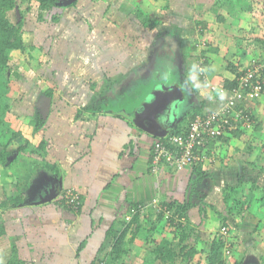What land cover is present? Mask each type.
Masks as SVG:
<instances>
[{"label":"rangeland","instance_id":"obj_1","mask_svg":"<svg viewBox=\"0 0 264 264\" xmlns=\"http://www.w3.org/2000/svg\"><path fill=\"white\" fill-rule=\"evenodd\" d=\"M203 1L211 2L206 13L218 18L220 14L217 12L218 1ZM60 2L62 5L49 13L44 22L37 19L40 12L35 3L30 6V12H27V4L22 5L25 13L22 26L25 50L10 53L8 69L0 76V101L5 106L2 126L4 139L11 142L15 132L23 134L10 145L11 150H16V154L8 160L11 167L7 170L0 167V196L17 194L18 190L16 191L15 187L17 185L22 187V193H26L24 198L28 200L23 207L0 209L1 218L8 230V234L0 239V261L3 264L11 259L14 247L21 257V253L27 251L24 244L29 246L40 244L38 239L19 238L22 235L18 231L20 227H30L29 230L40 232L39 226L33 228V225L43 224L41 217L38 216L40 213L33 216L30 210L35 205L53 206V200L41 204L51 191H46L45 196V190L40 192L42 178L48 174L43 164L48 160L63 161V158H60L63 156L61 155L63 148L68 149L71 155L68 156L71 159L68 162L63 161V164L71 166L72 159L87 158L89 139L80 134L95 132V114H101L103 111L106 115L114 112L124 114L122 107L125 106L127 99L125 98L126 101L122 103L119 98L124 91L122 84L124 79L128 81L126 87H133V83L137 81L139 83L145 81V84L141 83L134 89V92L142 93L161 79L150 78L151 73L157 75L159 70L160 76L172 79L173 74L168 70L169 63L172 67L174 61H178V66L181 64L188 66L191 60L195 63L193 67L197 69V61L205 53L203 35L206 32L202 26L191 23L192 19L188 18L194 11L202 12L204 9L190 10L188 6L193 5L188 4L189 2L193 4L195 0H73L72 3L71 0H60ZM175 4L177 6L172 9ZM18 10L16 8L10 13L11 21L15 24L19 22ZM258 15L264 19V11ZM53 16H59L61 21L54 23ZM177 17L180 18V23L181 20L186 22L187 25L182 26L183 29L178 27ZM213 17L212 20L215 19ZM207 18L209 19V16L205 19ZM212 25L217 26L216 23ZM161 41L167 44V47L164 45L163 48H157ZM193 47L197 49L190 50ZM141 51L143 55L138 57ZM154 57L156 60L153 63ZM152 63L155 64L154 70H151ZM147 71L148 75L144 76ZM111 86H115L114 90H110L112 92L109 91ZM184 99L183 104L189 107L192 104L191 95L190 100L185 97ZM39 119L46 120L43 126L44 136L53 144L46 160L44 156L42 158L40 154L35 153L37 141L40 139L35 135ZM27 139L29 147L19 154L18 148ZM57 153L59 157L53 158ZM257 160L264 163V145L261 155L255 161ZM260 176L261 178L255 176L252 178V175L248 174L245 181L250 183L256 179L255 181L264 187V176L261 174ZM205 181L207 185L195 186L192 189L193 200H190L194 210L189 218L196 222V228L188 230L192 232L189 243L195 244L198 243L197 240L204 239L211 246L215 236L222 234L223 214H227L231 208L232 217L227 220L228 234L222 235L225 236L223 241H228L227 246L233 247L226 264H237L236 260L239 263L244 262L243 264L247 262L263 264V191H253L248 187L241 189L243 186L241 184L232 185L234 187L231 195L234 197L232 203L227 205L222 199V190L215 193L217 186L208 180ZM30 182L31 185L28 186ZM197 188L204 190L201 193ZM235 188L241 189L239 191L241 194H234ZM203 196L205 197L202 198ZM207 198L209 201L204 202ZM33 200H36V204ZM145 214L140 216L141 220L148 219L147 216L144 217ZM148 214L152 223H156V218L151 213ZM76 222L77 219L71 221L70 225L76 227ZM144 254L146 258H143V262L149 263L150 253L144 251ZM25 262L31 264L33 260Z\"/></svg>","mask_w":264,"mask_h":264},{"label":"crops","instance_id":"obj_2","mask_svg":"<svg viewBox=\"0 0 264 264\" xmlns=\"http://www.w3.org/2000/svg\"><path fill=\"white\" fill-rule=\"evenodd\" d=\"M216 1L219 3H217L219 8L217 12H220L218 18L211 16V13H206L211 2L195 0L193 4L190 2L188 4L193 5V7L188 6L190 10L193 9L192 11L204 8L202 12L194 11L193 14L187 12L191 13L188 16L192 19L191 23H197L206 32L203 39L208 63L206 67L204 66L203 74L196 71V67H193L195 63L189 61L188 58L186 59L187 62L189 61L188 66L187 64L178 66V61H172V67L169 63L168 70L173 74L172 79L165 81V76H160L159 70H157V75L151 73L150 78L160 77L161 79L142 93L134 92V89L141 83L145 84V81H140L141 83L137 81L133 83V87H126L125 84L128 81L124 79L122 82L124 91L119 95L122 103L126 101L125 98L127 99L125 106L122 107L124 114L114 112L106 115L104 111L101 114H95V132L80 134L89 139L87 158L72 159L71 166L63 164V161L68 162L71 159V157L68 158L70 155L68 149L63 148L61 152L63 156L60 157L63 161L48 160L59 166L62 175L60 178L50 173L45 175L42 178V185L39 186L40 192L54 189L59 194L63 188H73L81 194L83 210L79 215L61 210L54 204L58 197L52 201L53 206H43L44 208L33 206L30 212L33 216L40 213L38 216L43 221V224L33 225V228L39 226L40 232L37 230L33 232V229H28L30 227H20L18 232L22 236L19 238L38 239L40 244L29 246L21 241L27 247L26 253H21V259L33 260L31 264H96V262L102 264L107 260L113 248V241L107 237L108 231L117 224L121 217L126 215L130 206L145 202L147 210L144 217L147 216L148 219L145 220L135 240L129 242V247L132 254L142 263H144L143 258H146L144 251L150 253L148 261L151 262L153 261L152 251L149 250L147 238L152 221L148 213H151L154 218L157 217V211L151 204L152 200L157 199L159 202L161 200L169 203L193 200L192 189L195 186L207 185L205 180L217 186L215 193H218L219 190L223 191L240 182L247 183L245 179L248 174H251L252 178L254 176L261 178L260 173L255 171L254 164L262 163L258 160L256 162L255 159L261 155L264 145V94L257 100L247 99L246 107L251 113L252 128H247L241 122L218 139L208 142L205 151L212 159L210 163L192 167L180 173L168 168H163L158 175L150 171L149 160L155 139L167 137L175 133L173 131L177 128H187L189 125L187 115L199 105H204L206 111L219 110L233 96L231 91L225 89L221 99L217 91L208 87V83L223 88L225 80H234L235 72L241 73L253 60L264 61V19L257 14L259 11L255 14H239L233 0ZM175 6L177 4L173 5L172 9ZM257 7L260 8V5ZM208 16L209 19H205ZM212 17L215 19L212 20ZM177 19L178 27L183 29L182 26L187 25L186 22L181 20L180 23V18L177 17ZM214 23L217 26H213ZM161 43L162 41L158 43L161 48L164 45L167 47V44ZM158 44L157 48L160 47ZM142 55L141 51L138 57ZM151 68L154 70V64ZM146 75L148 71L144 74ZM122 76L126 78L125 75ZM164 85L167 87L178 85L183 96L186 94L185 98L190 100L191 95L192 104L187 107L183 104L184 98L174 105L171 104L169 114L161 118L163 130L155 132L159 135L156 136L138 127L133 116L151 92ZM114 89L115 86L109 87V91ZM58 157L59 153L53 158ZM262 164L264 166V163ZM198 169L204 173L200 180L196 173ZM261 175L264 176V173ZM203 190L199 188L197 191L202 193ZM214 195L217 196V194ZM35 201L34 204H36ZM208 201L209 198L204 202ZM193 210L194 208L189 212V217ZM223 215L228 217L227 220L232 217L231 214L228 215V212ZM76 219V227L71 226L70 222ZM195 223L193 220L192 228H196ZM121 228L120 224L116 227L117 230ZM197 241L195 246L198 250H206L210 246V243L204 239L201 240L203 242ZM83 244L85 246L80 249ZM246 264L253 263L247 262Z\"/></svg>","mask_w":264,"mask_h":264},{"label":"trees","instance_id":"obj_3","mask_svg":"<svg viewBox=\"0 0 264 264\" xmlns=\"http://www.w3.org/2000/svg\"><path fill=\"white\" fill-rule=\"evenodd\" d=\"M108 1V0H103ZM235 2L236 10L241 13H251L260 14L264 11V0H233ZM35 3L39 8L38 21L44 22L46 21V16L49 15L55 8H58L61 4L60 0H0V76L1 73L5 72L8 69L10 63V53L15 50H25L24 40L22 36V26L25 21V13L22 10V5L27 4V12L31 11V5ZM260 5V8L257 6ZM18 8V20L17 24L13 23L10 18V13L13 10ZM259 9V10H257ZM54 23H59L61 18L59 16H53L52 18ZM196 47H193L190 50H196ZM204 60V66H207V57L206 54L203 53L201 58L198 59L197 64ZM228 68V67H227ZM198 71V70H196ZM233 72V71H232ZM242 72H235L234 80H225L223 82V88L227 91H235L239 87L238 79L242 75ZM202 76V75H201ZM5 111V106L0 101V167L5 168L7 170L11 167V163L8 160L16 154V150H11L10 145L17 141L23 134L15 132L12 137L11 142H7L3 136V115ZM206 110H204V105H199L193 112H190L187 115V122L195 120L198 116L205 115ZM93 118L94 116L91 115ZM46 120L39 119L37 124V129L35 132L36 137H39V141H37L35 153L40 154L42 158L45 157L47 159V155L51 151L52 142L48 140L44 136L43 126L45 125ZM187 131V128H177L175 133L168 135L167 137L161 139H155L156 142H167L171 135H179ZM155 142V143H156ZM155 145V144H154ZM27 147H29V140L27 139L22 142L19 149V154L24 152ZM206 153V151H205ZM44 156V157H43ZM154 160V146L151 152L150 157V168L151 164ZM43 168L47 173L56 175L57 177H61V169L57 164H52L49 161L43 164ZM255 171L260 174L264 173V166L262 163L254 164ZM187 170V169H186ZM151 171V169H150ZM198 179H202L204 173H201V170H197ZM243 189L244 187H248L251 190H260L263 191L264 197V187L260 182H250L243 184L240 182ZM31 185L28 184V186ZM17 187L16 191L18 193L15 195L0 196V209L9 210L11 208L23 207L28 201L24 198L26 195L25 192L22 193L20 186ZM234 187V186H233ZM232 186H229L225 190L222 191L223 201L227 205H230L233 201V195H231ZM239 188L234 189V194H238L241 190ZM72 192L76 196V202L71 203L68 200V193ZM241 194V193H239ZM237 197V196H236ZM238 198V197H237ZM56 201V202H55ZM54 204L57 205L63 211H69L73 214L79 215L83 210V202L81 194L75 190L71 189H62L58 194L57 200H55ZM160 208L156 213V223H151V229L149 231V235L147 238V244L150 246L149 250L152 252L153 261L144 262L143 264H226L228 260V256L232 252V246L228 247V241H223V234H219L215 236V240L209 246V250H198L195 244H190L189 239L191 236V231L188 230L192 228V221L189 218V212L193 208L192 200H184L183 202H163L160 200ZM145 202H141L138 204H134L130 206L129 209L138 208L139 206H143ZM167 212H171V214H167ZM232 213L231 208L228 209V215ZM142 214H136L130 222L125 220V216L118 220L117 224L113 225V227L108 231L107 237L113 241V248L110 254L108 255L107 260H105L102 264H142L141 260L137 258L134 254H132L131 249L129 247V242L134 241L135 237L139 233L142 228L145 219L141 220L140 216ZM227 216L223 217L222 226L228 229L227 225ZM120 224L122 228L117 230V225ZM193 229V228H192ZM8 234L7 226L5 221L1 218L0 215V239L5 237ZM228 234V233H227ZM226 234V235H227ZM217 235V234H216ZM134 239V240H133ZM85 246L83 244L80 249ZM264 261V259L262 258ZM229 261V260H228ZM237 264H242V262H237ZM0 264H3L0 261ZM5 264H27L24 260H22L19 255L16 247L13 249V254L11 259L7 261Z\"/></svg>","mask_w":264,"mask_h":264},{"label":"built area","instance_id":"obj_4","mask_svg":"<svg viewBox=\"0 0 264 264\" xmlns=\"http://www.w3.org/2000/svg\"><path fill=\"white\" fill-rule=\"evenodd\" d=\"M197 70L204 73L203 59L197 64ZM238 83V89L231 91L233 96L221 109L206 111L205 115L198 116L189 123L186 132L171 135L167 142L155 143L154 160L150 168L153 174L158 175L163 168L180 173L186 169L210 163L212 159L205 153L210 140L218 139L241 122L247 128H252L253 120L246 107L247 99L257 100L264 94V61L253 60L247 68L243 69ZM207 85L213 91L220 89L225 92L224 88H218L210 83ZM67 198L71 203H75L77 199L72 192L68 193ZM151 204L158 212L160 202L154 199ZM146 210L145 205L129 209L125 220L130 222L136 214L143 215ZM167 214H171V212H167ZM222 234L226 236V228L222 229Z\"/></svg>","mask_w":264,"mask_h":264},{"label":"water","instance_id":"obj_5","mask_svg":"<svg viewBox=\"0 0 264 264\" xmlns=\"http://www.w3.org/2000/svg\"><path fill=\"white\" fill-rule=\"evenodd\" d=\"M72 1L73 0H71L70 3H72ZM165 81L167 80L165 79ZM166 87L165 85L157 87L153 93L145 99L133 116L138 127L156 136L159 135L155 132H161L163 130V121L161 118L169 114L171 110L170 105H174L176 102L180 101V99L184 98L178 85ZM57 197L58 193L53 189L47 194L46 198L41 201V204L55 200Z\"/></svg>","mask_w":264,"mask_h":264},{"label":"clouds","instance_id":"obj_6","mask_svg":"<svg viewBox=\"0 0 264 264\" xmlns=\"http://www.w3.org/2000/svg\"><path fill=\"white\" fill-rule=\"evenodd\" d=\"M217 91V94L221 97V99L223 98V96H224V92L222 91V90H220V89H217L216 90Z\"/></svg>","mask_w":264,"mask_h":264},{"label":"flooded vegetation","instance_id":"obj_7","mask_svg":"<svg viewBox=\"0 0 264 264\" xmlns=\"http://www.w3.org/2000/svg\"><path fill=\"white\" fill-rule=\"evenodd\" d=\"M160 44H158V46H159ZM160 47H161V45H160ZM156 60V58L154 57V61ZM155 65V64H154Z\"/></svg>","mask_w":264,"mask_h":264}]
</instances>
